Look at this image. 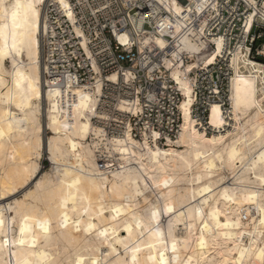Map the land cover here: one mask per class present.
Instances as JSON below:
<instances>
[{
	"label": "bare ground",
	"instance_id": "1",
	"mask_svg": "<svg viewBox=\"0 0 264 264\" xmlns=\"http://www.w3.org/2000/svg\"><path fill=\"white\" fill-rule=\"evenodd\" d=\"M46 1L0 0V264H264V62L238 47L231 122L213 105L211 125L224 131L208 135L191 117L187 77L201 52L184 40L175 57L197 55L173 73L184 95L179 137L165 146L147 132L110 139L94 122L99 84L45 85ZM55 1L73 20L68 0ZM157 1L184 17L209 0ZM89 138L116 162L99 163ZM45 152L53 174L42 171ZM60 246L74 252L62 258Z\"/></svg>",
	"mask_w": 264,
	"mask_h": 264
},
{
	"label": "built area",
	"instance_id": "2",
	"mask_svg": "<svg viewBox=\"0 0 264 264\" xmlns=\"http://www.w3.org/2000/svg\"><path fill=\"white\" fill-rule=\"evenodd\" d=\"M68 2L73 20L55 0L43 6L45 85L63 91L82 86L93 92L99 84L100 116L94 122L110 139L128 130L141 139L147 132L150 143L165 146L179 137L184 95L173 73L197 55L185 50L175 57L184 40L201 52L187 77L193 96L191 117L208 135L224 131L211 125L213 105L221 107L227 124L231 122L232 58L238 47L248 46L253 59L264 61V42L257 46L264 39V0H209L184 17L171 15L157 0ZM150 35L162 36L165 46L143 43ZM217 40L222 41L220 53Z\"/></svg>",
	"mask_w": 264,
	"mask_h": 264
},
{
	"label": "rangeland",
	"instance_id": "3",
	"mask_svg": "<svg viewBox=\"0 0 264 264\" xmlns=\"http://www.w3.org/2000/svg\"><path fill=\"white\" fill-rule=\"evenodd\" d=\"M264 42V39H262V40H259L258 42H257V46L258 45H260V43H263ZM260 62H264V61H262V60H260ZM7 66L8 67H10L11 66V64L9 63V61L7 62ZM100 127H102V126H100ZM103 128V127H102ZM44 138H45V140H48L50 137H52V134H51V131H46L45 132V134H44ZM88 143L92 146V148L94 149V151H95V155H96V158H97V160H98V162L99 163H102V162H104V161H108V162H110V161H112V163H114V162H116V161H114V159L112 160V158L111 159H109L108 157H111L110 156V152L106 149V150H99V148L100 147H103V146H98L99 148L97 149L96 147V145H95V142L94 141H91L90 140V138H89V140H88ZM96 151H102L103 152V154H101V155H99V154H97V152ZM104 151H105V153L106 154H104ZM42 171H43V173H45V172H49V173H51L52 172V174H53V172H54V169L53 168H55V166L53 167V165L51 164V161L49 160V155L47 154V152H45L44 154H43V157H42ZM223 173L225 174V176L226 177H228V179H230L231 178V176H229V173L226 171V170H224L223 171ZM37 181H35L34 183H32L31 185H30V187H34L35 186V183H36ZM183 183V182H182ZM181 183V185H183ZM21 195V194H20ZM19 195V196H20ZM243 218H244V221L245 222H249L250 221V218H249V216L245 213V212H243ZM74 251H73V249L71 248V247H68V248H64V247H62V246H60V247H58V253H60V256L62 257V258H65L66 256H68V255H70L71 253H73Z\"/></svg>",
	"mask_w": 264,
	"mask_h": 264
}]
</instances>
